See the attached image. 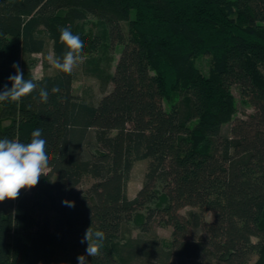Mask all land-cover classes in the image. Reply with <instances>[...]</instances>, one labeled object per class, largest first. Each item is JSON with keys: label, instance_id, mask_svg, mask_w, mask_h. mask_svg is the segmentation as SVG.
Listing matches in <instances>:
<instances>
[{"label": "trees", "instance_id": "1", "mask_svg": "<svg viewBox=\"0 0 264 264\" xmlns=\"http://www.w3.org/2000/svg\"><path fill=\"white\" fill-rule=\"evenodd\" d=\"M89 15L106 23L110 49L123 46L104 76L112 90L96 104L74 93L73 72L36 78L32 69L43 33L63 57L62 27L81 33L90 57L100 36L77 26ZM203 55L213 58L208 73L196 65ZM14 63L37 90L0 102V139L27 144L42 129L51 171L0 202V264H78L79 255L88 264H264V0H0V91L11 88ZM233 84L254 107L247 118L234 117ZM144 159L145 180L129 198ZM87 176L92 185L77 189ZM154 218L172 227L170 241L124 233L131 224L147 233ZM90 226L106 237L95 257L80 242Z\"/></svg>", "mask_w": 264, "mask_h": 264}, {"label": "rangeland", "instance_id": "2", "mask_svg": "<svg viewBox=\"0 0 264 264\" xmlns=\"http://www.w3.org/2000/svg\"><path fill=\"white\" fill-rule=\"evenodd\" d=\"M82 31L91 35L92 37L100 36L99 46L92 53L90 57L85 55L81 63L73 69V90L82 100H86L91 103H98L99 99L112 90L113 84L110 82L105 75L112 74L115 70L116 62L122 51L123 46L121 44H116L113 48L107 46V25L101 18L95 15H89L86 19L79 21L78 25ZM122 26L126 34L128 33L127 22H122ZM46 39V47L42 53H35L32 55L33 63V73L36 78H41L47 75H54L58 72L50 64L49 58L56 57L53 50V41L50 39L49 35L43 33ZM213 64V58L211 55H203L196 59V65L204 72L208 73L211 65ZM231 91L235 99L236 113L234 117L237 118H247L250 114L254 112V107L243 96L240 86L233 84L231 86ZM228 123L224 126V130L228 131L230 128ZM148 160H138L134 163L131 170L130 178L127 183V194L129 198L136 196L139 189L142 187L145 180V174L147 172ZM95 181L92 177H85L76 186L79 190H86ZM190 211H198L197 208L186 206L181 209V212L189 215ZM206 220L211 221L213 219V213L208 212L205 214ZM150 230L147 233L142 232V230L135 226V224L128 225L124 228V233L126 236L138 237H153L156 236L163 241H170L172 234V227L164 225L154 218L150 222ZM198 237H202L203 233L200 229H194ZM255 240V239H254ZM257 259V255L252 256V262ZM59 264V263H58ZM133 264H161L160 260H155L149 257H139ZM165 264H179L176 257H172Z\"/></svg>", "mask_w": 264, "mask_h": 264}, {"label": "clouds", "instance_id": "3", "mask_svg": "<svg viewBox=\"0 0 264 264\" xmlns=\"http://www.w3.org/2000/svg\"><path fill=\"white\" fill-rule=\"evenodd\" d=\"M59 39L67 51L62 58L50 57V64L56 70L71 73L84 59L81 33H73L70 28L62 27ZM12 67L16 69V74L8 77L12 86L8 88L5 85L0 91V102L19 103L22 98L37 90V83L34 79H25L18 64L14 63ZM51 91L56 93L59 88L53 87ZM38 97V102H48L49 91L46 87L39 89ZM42 133V129L33 131L31 141L27 144L7 138L0 139V202L17 199L21 190L35 187L42 176H48L51 171L48 140ZM63 203L69 207L75 206L73 201L65 200ZM105 238L102 230L93 231L91 226L87 228L80 241L82 244L87 243V256H98ZM77 261L78 264H88L85 255H79Z\"/></svg>", "mask_w": 264, "mask_h": 264}]
</instances>
